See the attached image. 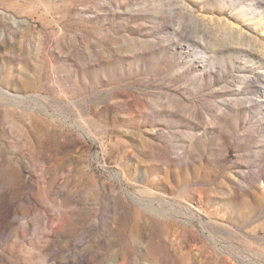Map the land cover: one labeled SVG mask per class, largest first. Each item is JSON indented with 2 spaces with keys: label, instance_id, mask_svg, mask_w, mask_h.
<instances>
[{
  "label": "rangeland",
  "instance_id": "1",
  "mask_svg": "<svg viewBox=\"0 0 264 264\" xmlns=\"http://www.w3.org/2000/svg\"><path fill=\"white\" fill-rule=\"evenodd\" d=\"M0 264H264V0H0Z\"/></svg>",
  "mask_w": 264,
  "mask_h": 264
},
{
  "label": "built area",
  "instance_id": "2",
  "mask_svg": "<svg viewBox=\"0 0 264 264\" xmlns=\"http://www.w3.org/2000/svg\"><path fill=\"white\" fill-rule=\"evenodd\" d=\"M91 165L93 166V168L95 169V171H97L98 173H112L113 175L117 176L118 178H120L121 173L120 171L114 170L113 168L107 166L106 160L105 158L102 156V152L95 150L92 153L91 156Z\"/></svg>",
  "mask_w": 264,
  "mask_h": 264
}]
</instances>
